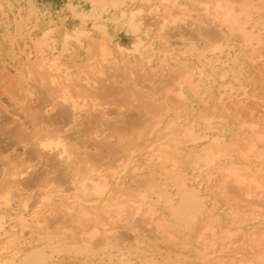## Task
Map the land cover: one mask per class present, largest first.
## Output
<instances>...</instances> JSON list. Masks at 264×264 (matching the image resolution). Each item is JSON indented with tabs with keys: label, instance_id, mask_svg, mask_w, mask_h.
I'll use <instances>...</instances> for the list:
<instances>
[{
	"label": "bare ground",
	"instance_id": "bare-ground-1",
	"mask_svg": "<svg viewBox=\"0 0 264 264\" xmlns=\"http://www.w3.org/2000/svg\"><path fill=\"white\" fill-rule=\"evenodd\" d=\"M88 3L90 12L79 11L78 25L44 24L37 32L34 19L26 33L17 28L25 39L14 50L21 79L15 82L25 85L21 102L31 104L26 120L6 130L15 114L7 118L8 105L0 101V264H55L65 255L83 264L92 258L101 264H188L192 256L200 262L213 258L212 264H264V227L247 228L246 219L247 209L264 208V94L249 90L248 82L252 67L264 89V0ZM103 14L114 22L112 15L120 17L133 39L129 46L106 32L96 18ZM186 25L194 26V37L176 45L167 31ZM197 38L205 39L202 48ZM188 56L204 69L196 70ZM170 64L165 96L156 101L155 91L150 104H140L143 110L151 113L189 94L205 102L209 91L217 95L220 113L205 104L212 115L183 120L175 114L146 135L139 130L134 141L102 131L104 140L94 128L108 112L103 97L116 96L117 79L133 83L135 72L146 71L153 79ZM138 91L137 85L124 86L132 96ZM232 111L248 112L250 123L238 122L241 132L228 139L219 130L224 113ZM81 119V139L70 141L64 132ZM125 129L114 125L115 131ZM18 143L22 152L7 153ZM161 206L170 218L158 216ZM140 215L147 232L159 233L150 238H157V250L165 248L159 246L165 235L174 255L140 256L127 244L130 235L120 231L134 233Z\"/></svg>",
	"mask_w": 264,
	"mask_h": 264
},
{
	"label": "rangeland",
	"instance_id": "rangeland-1",
	"mask_svg": "<svg viewBox=\"0 0 264 264\" xmlns=\"http://www.w3.org/2000/svg\"><path fill=\"white\" fill-rule=\"evenodd\" d=\"M80 1H82V2H80ZM72 4H73V6L71 7ZM129 9L130 8L126 9V13L131 12ZM89 10H90V5L88 3V0H79V1L78 0H0V101H2V103H5L6 105H8L7 110L9 109L10 112L6 113L7 118L11 117L13 119L12 114L13 113L15 114V115L13 114L14 115V121L13 120H12V122L8 121L7 124L9 126L8 125L6 126L7 127L6 130H8V128L11 129L12 124L15 127L18 125L17 124L18 122H23L26 120L25 115H27L29 113L28 107L31 104V101L29 99L26 100L25 103L23 102L24 104L21 102V92L22 91L20 90V88L21 87L23 88L25 85L23 83H21L20 81L15 82V78L18 80H21V79L19 78V73H18L19 72V66H16V62L14 60V58H15L14 56L16 55V52H14V50L17 49V46L23 44L24 39H25V36L17 34L18 32H20V30L17 29L18 26L20 25L19 27H21V29H23L24 33H26V30L29 28L28 26H30L34 23V19L39 24V27L37 28V32H40L42 27L45 25H60V26L62 24L68 25V26H70L72 24L78 25V24H80L79 23V20H80V16H79L80 12L79 11H84V12L87 11L86 13H89L90 12ZM116 14L120 15L121 11H119V12L117 11ZM118 15L117 16H114V15L111 16L112 19L115 20V22L112 20L110 21L109 19H105L106 15H104V14L101 15L100 17L97 16L96 18L98 21L102 20V23L103 24L105 23L107 25L108 28H107L106 32H108L113 38H117L125 46L126 45L129 46L133 39H132L131 35L126 32V30H125L126 27L122 24V22L121 21L119 22L120 17ZM36 17H38V19ZM92 21L94 22L93 18L88 19L86 26L91 27V24H93ZM20 22H21V24H20ZM30 22H32V24ZM23 24H25V25H23ZM206 26H207V28H213L214 27L213 25H210V24H207ZM109 27H111V28H109ZM191 27L192 26H190V25H186L185 27H182V28H175V29L173 28V29L167 31V35L169 37H171L172 42H174V43L176 42V45H181L180 44V43H182L181 41L188 39L190 37V35H191V37H194L193 33H190L192 31V28H194V26L192 28ZM15 29H16V31H15ZM179 30H182V31L180 33H178ZM11 35L15 36V37H12ZM19 36H20V39H19ZM15 40H17V41H15ZM194 40H195V43L200 48H202L205 45V39L204 38H197ZM15 42H17V43H15ZM182 45H184V44L182 43ZM12 47H14V48H12ZM86 54H87L86 51L83 50V54L80 57L85 59ZM193 57L194 56H192V57L188 56L187 57L189 60L192 59L191 61H189V63L196 70L204 69V65H201L202 63L200 64L201 61L200 60L197 61V58L196 57L193 58ZM156 64L158 65L159 62L156 61ZM173 65L174 64L165 65V67L162 70H160V73H158L157 76H155V77L153 76V79L150 77L151 74L149 71H146L145 73L140 72V75H138L139 72H135V80L133 83L127 82L123 78H118L117 84H115V87H114V88H116V92H117V93H115L116 96H114L113 94L112 95L110 94L109 96L103 97L104 102H105V108L108 110V112L106 114H101V116H100L101 120L98 122L97 126L95 128L94 127L93 128L96 131H98V133H100V135H101L102 131H106L105 133H102V135L109 134V136H114L116 138H118L122 135L128 134L127 136L132 138V140L134 141L139 130L144 131V134L146 135L151 130V126L154 123H156L158 121L165 120L163 123L166 124V122L169 119H172L175 116V114H177L179 116L181 115L183 120L184 119L185 120L190 119V118H186V116L191 117V115L197 116L200 114L204 115V114H208V113H209V115L210 114L212 115V113H211L212 110H210V109L206 110L205 107L206 106L210 107V108L212 106L217 107L218 105L214 104V103H216L215 97L217 95L215 93H212V92L210 93L209 91H207L206 95L204 96L205 102L207 101L208 103L207 102L205 103L204 100L199 96H194L193 94H189L188 98L186 100L183 101V100L173 99V100L166 101L164 106H161L157 109H154L151 113H147L145 110L142 109L140 104H146V105L150 104L154 100V98H152L151 95H153V93L155 91L158 92L157 95L159 94L156 97L157 98L156 101L159 98H163L165 96L166 92L164 91V89L166 87L164 86V84L168 81V79L171 75V72L173 70ZM248 70L250 71L248 73V75H249L248 82H252L251 86L249 87V90H253V91L259 93L260 95H263L264 89H259L260 84H258V82H260V81H258L256 79L257 77L253 75V72L255 71V69L252 67H249ZM216 72H217V74H219L220 70H217ZM17 82H20L21 84L19 83V85H18ZM135 85H137V88L139 89V91L137 92V94L135 96H132L131 94H127L126 92H124V86L133 87ZM263 88H264V86H263ZM208 94H210V95H208ZM37 95H38V93H37ZM145 95L148 97H144ZM34 98H36V97H34ZM213 98H215V99H213ZM29 101H30V104H29ZM19 102H20V104H19ZM34 104H36V102L33 103L32 106ZM204 105H205V107H204ZM190 106H191L192 111H190L191 109H189ZM249 107L254 108L253 105L249 106ZM119 108L122 109L123 111L122 110L120 112L117 111V109H119ZM165 108L167 110H163ZM194 109H195V111H194ZM24 110L28 113H26ZM114 110H115V112H114ZM189 111L191 112V114ZM216 111L219 114L221 110H219V108L217 107ZM24 112H25V114H24ZM235 114H238V115L240 114L238 120H234ZM4 116H3V119H4ZM117 116L119 119L117 118ZM224 116H226L227 119L225 120V124L223 126L224 128L221 129L222 131L219 130V132L225 134L228 137V139H231V136H235L234 131L236 130V132H237L238 131L237 129L240 128V126L237 124L238 122L243 121L245 123H250L249 113L246 111H242V112H237V111L233 112L232 111L230 114L224 113ZM16 117H18V118H16ZM116 119H117V123L113 124L114 120H116ZM15 120H16V122L18 120H20V121L15 123ZM1 123H3V122H1ZM1 123H0V125H1ZM136 123H139V125H141L139 127V129L136 127L137 125L134 126V124H136ZM14 124H16V125H14ZM114 125H115V127L124 126V127H126V129L115 131ZM263 125H264V123H263ZM52 126H53L52 124H48L47 127L51 128ZM82 127H84V120L83 119H81L78 124L71 125L68 128H66L64 133L66 135H68V137H70V141L76 142L79 139H81L80 131H81ZM100 127H101V129H100ZM93 128L91 131H94ZM163 129L164 128H160L159 130H163ZM241 129L245 130V129H249V128L247 126H244V128H241ZM260 129H263V127H260ZM239 132H241V131H238L237 133H239ZM102 135H101V137H105ZM106 138L107 137H105L104 140H106ZM107 145L108 144L105 141H103V146L105 147ZM21 147H23V144L20 145L18 143V144H16V146L13 150H10L7 153L12 154V153L17 152V151L22 152ZM7 153H6V155H7ZM1 162H4V160H1ZM37 164H38L37 161H33V165H37ZM141 178H143V177H141ZM205 182H204V184H205ZM134 187H135L134 190L139 189L138 188L139 186L138 187L134 186ZM212 192L215 195L216 192L218 193V190L216 189V191H215V188H213ZM231 195H233V198L235 197L234 194H231ZM222 200H226V199L222 198ZM174 202L176 203V200ZM220 204L221 205H219V206H223L222 202H220ZM161 207H162L161 212L159 213L158 216L162 217L163 215H165L167 218H170L171 215H170L169 209H167V207H165V208L163 206H161ZM247 210H248L247 212L249 214L246 216V219L248 221L247 228H249L251 226V227H258L260 229H263V227H264V208L257 207V208H253L254 211H249L250 208ZM219 213H221V212H219ZM142 217H143V215L139 216V221L135 224L136 228H135L134 233L129 232L128 230H121L120 231L121 233L124 231H127L128 235H130L131 239L127 244H131L130 246L135 245L136 248H138V249H136V248H133V249L140 256H143V255L144 256H146V255H150V256L153 255L154 256L155 255L156 257L161 258L160 257L161 255H159V252H162L165 254L171 253L168 246L170 247L173 244L170 243L166 247L167 237L165 235H164L163 239L160 240V243H159V246L164 245L165 248L161 247L162 248L161 250H157V247L154 244L157 241V238H155V239H150V238L152 235H156L159 233L155 229L151 230L150 232H147L145 222L142 220ZM172 219L173 218L171 217V220ZM34 238H35V236L29 237V240L32 241V239H34ZM140 247H141V249H140ZM142 247L146 251L144 249H142ZM138 250H140V251H138ZM143 250H144V252H143ZM171 254L174 255L173 252ZM212 260H213V258H211L208 262H200L195 257L193 258V256H192V258L188 259L187 262H188V264H212ZM96 262H98L97 264H101L97 258L96 259L95 258L90 259V261H88L87 264H96ZM55 264H83V263L80 262L79 259L70 258L67 255H65L61 259H59Z\"/></svg>",
	"mask_w": 264,
	"mask_h": 264
}]
</instances>
